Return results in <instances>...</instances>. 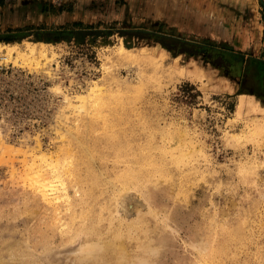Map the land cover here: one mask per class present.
Masks as SVG:
<instances>
[{
  "label": "rangeland",
  "instance_id": "rangeland-1",
  "mask_svg": "<svg viewBox=\"0 0 264 264\" xmlns=\"http://www.w3.org/2000/svg\"><path fill=\"white\" fill-rule=\"evenodd\" d=\"M23 1L0 8V264H264V0Z\"/></svg>",
  "mask_w": 264,
  "mask_h": 264
},
{
  "label": "bare ground",
  "instance_id": "bare-ground-1",
  "mask_svg": "<svg viewBox=\"0 0 264 264\" xmlns=\"http://www.w3.org/2000/svg\"><path fill=\"white\" fill-rule=\"evenodd\" d=\"M39 157H40L39 158V163H42V164L40 166H37V168L35 169L36 172H33V174L30 177V180H32L31 182L35 183V185L37 186V188L40 191V193L43 196V198L48 199V193H52L53 194V193H56L59 189H65V185H64L65 183L63 182V179L58 174L54 173L53 171L51 172L53 165H50L51 163L47 162V160L43 156H39ZM35 160H36V156H34L33 162ZM55 164H56V162H55ZM34 167H36V166H34ZM58 169H60V168H58ZM59 174H60V172H59ZM132 206L133 205L131 203L127 202V207L128 208H132ZM111 247H112V245H111ZM111 253H113V252L111 251ZM209 255H211V254H209Z\"/></svg>",
  "mask_w": 264,
  "mask_h": 264
},
{
  "label": "trees",
  "instance_id": "trees-1",
  "mask_svg": "<svg viewBox=\"0 0 264 264\" xmlns=\"http://www.w3.org/2000/svg\"><path fill=\"white\" fill-rule=\"evenodd\" d=\"M28 1H31L33 3H37V5L39 7V11L42 13L52 12L54 14H59V13H62L63 11H68V9H69L67 2L54 4V3L47 2L44 0H24L23 3L28 2ZM13 2H14V0H12L11 2L6 1V0H0V8H5L6 6H8L10 9H13V5H14ZM74 25L79 26L80 22H74ZM17 33H20V32L18 31ZM0 40L10 42L9 36H4V37L0 38Z\"/></svg>",
  "mask_w": 264,
  "mask_h": 264
}]
</instances>
